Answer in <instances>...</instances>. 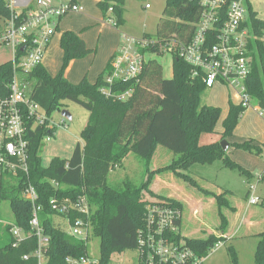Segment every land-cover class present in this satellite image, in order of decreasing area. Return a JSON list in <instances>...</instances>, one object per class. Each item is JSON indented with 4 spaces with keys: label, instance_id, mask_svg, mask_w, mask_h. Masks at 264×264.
Listing matches in <instances>:
<instances>
[{
    "label": "trees",
    "instance_id": "1",
    "mask_svg": "<svg viewBox=\"0 0 264 264\" xmlns=\"http://www.w3.org/2000/svg\"><path fill=\"white\" fill-rule=\"evenodd\" d=\"M96 6L103 20L116 28L123 24L124 0H98ZM246 6V25L252 32L258 33L264 28V20L258 17L247 0ZM200 13L199 0H166L156 28V44H150L141 53L163 55L159 51V44L173 39L178 43H187ZM10 16L6 0H0V21ZM60 48L62 65L57 75L51 76L42 65H38L25 79L32 84L31 99L45 111L49 119L51 112L65 100L75 102L88 111L87 123L80 134L81 142L76 144L70 158H53L45 168L38 153L42 141L45 137L53 136L56 127H36L30 134L27 175L19 174L16 184H4L0 190V199L9 200L14 224L29 231L33 207L20 195L28 185L35 189L38 196L36 204L41 207L39 219L50 240L46 264H66L69 257L87 255L84 242L68 236L53 222L55 212L50 206L52 199L74 200L79 195L87 197L94 209L93 235L100 240L99 261L100 264H109L113 254L136 247L137 232L144 223L145 207L149 204L146 194L183 211L178 201L157 196L150 190L153 178L165 172H171L203 196L214 199L220 218L219 229L224 231L227 221L221 211L224 208L234 211L227 199L230 191L215 194L204 189L189 173L190 167L220 160L224 163L223 167L236 170L247 179L253 178V174L233 163L220 143L199 145V136L214 132L221 118L219 108L200 105V94L206 89L202 77L193 76V68L178 57L175 49L171 52L170 79L163 77V68L158 61L149 59L137 79L116 82L111 86L112 93L132 89L126 101H119L101 92L107 86L105 80L111 72V61L95 83L84 78L78 84H71L64 76L69 64L92 51L71 31L61 34ZM249 49L252 64L245 82L246 91L264 107V44L254 41L249 44ZM22 54L19 48L16 56ZM12 75V62L0 65V94L6 92V85L12 80ZM245 111L243 107L229 103L228 113L222 121L221 140L233 135ZM159 146L168 149L175 158L166 167L151 170L150 164ZM230 147L256 155L264 154V145H255L252 139L230 144ZM130 153L144 160L146 177L143 183L135 186L125 181L121 187L110 186L107 183L108 174L122 165ZM261 207L264 209V203H261ZM0 231L8 236L6 240L0 239V264H38L32 255L37 245L35 237L13 247L9 227H0ZM257 236L254 263L264 264V231ZM226 240L221 234L210 235L205 239L187 238L186 241L196 255L204 259L218 243ZM229 254L231 264H237L233 248H229ZM24 256L29 258L25 260Z\"/></svg>",
    "mask_w": 264,
    "mask_h": 264
},
{
    "label": "built area",
    "instance_id": "2",
    "mask_svg": "<svg viewBox=\"0 0 264 264\" xmlns=\"http://www.w3.org/2000/svg\"><path fill=\"white\" fill-rule=\"evenodd\" d=\"M32 1V8H27V5L25 10L17 11L14 9L15 0H6L11 16L0 21V50L8 49L10 53V58L1 64L13 63L12 80L6 85V92L0 94V190L4 184H16L19 174L27 175L32 131L41 126L55 127L45 111L31 99L32 84L25 78L36 66L42 65L59 20L68 14L83 11L79 3L72 1L58 4L55 0ZM199 5L201 13L193 25L189 41L183 44L173 39L163 45L159 44V51L171 54L176 49L178 57L193 68V76L202 77L206 89L226 87L230 96L238 98L239 106L245 110H254L258 117L264 119V107L256 100L257 107H251L254 99L245 87L252 64L249 44L254 41L264 44V28L254 33L246 25V0H199ZM149 7V4L145 5V8ZM122 39L123 44L111 60V72L105 80L107 86L101 92L107 97L126 101L132 89L112 93L111 86L116 82L139 77L147 62L141 50L156 44V40L146 37L137 41L126 36ZM19 48L24 50L17 57ZM49 139L50 136L45 137V140ZM250 191L249 204H259V197L253 194L256 186H250ZM20 196L33 207L30 230L16 226L14 221L7 223L0 220V226L9 227L13 247L35 237L37 245L32 255L38 264H46L50 240L39 219L41 207L36 204L37 193L28 185ZM50 206L55 212L53 217L59 218L68 230L61 223L55 225L68 236L86 245L94 237V209L85 195H79L74 200L52 199ZM187 238L182 233L181 210L165 201H149L145 207L144 223L137 232L136 247L131 249L136 252L133 264H201L203 259L189 247ZM123 253L113 254L109 264H123L113 260ZM28 258L23 257L25 260ZM128 263L126 260L125 264ZM66 264H100V261L87 254L80 258L69 257Z\"/></svg>",
    "mask_w": 264,
    "mask_h": 264
},
{
    "label": "rangeland",
    "instance_id": "3",
    "mask_svg": "<svg viewBox=\"0 0 264 264\" xmlns=\"http://www.w3.org/2000/svg\"><path fill=\"white\" fill-rule=\"evenodd\" d=\"M247 1L253 10L256 11L258 17L264 20V0ZM165 2L166 0H124V22L115 30L117 37L119 36V46L123 44V36L137 41H141L146 37L147 39L155 38L156 28L162 17ZM88 3L95 10L92 0H88ZM146 4H149L150 7L145 8ZM110 25L111 29L115 27L112 23ZM163 53V55L145 54V58L147 61L150 58L158 61L163 67L164 76L170 78L172 76V56L169 53ZM8 58H10L9 50L1 49L0 64ZM207 94V91H203L200 94L201 106L206 104L207 99H205V96ZM218 97L221 99V94ZM227 101L238 105V98L234 95L227 97ZM251 107H257L255 100L251 101ZM248 111L239 119L237 126L240 125V128L237 134H235L236 126L233 135L226 139L229 144L243 143L245 140L242 138L246 137L242 134L246 132L254 134L252 137L257 139L253 138L254 142L264 143V136L259 137L257 135L259 129L264 131V124L258 120L259 118L252 110L249 109ZM63 112L68 113L70 118L62 115ZM88 115L89 113L84 107L68 100L63 101L58 109L51 112L50 122L55 125L56 130L48 141L44 139L41 143L38 155L43 167H48L53 158H70L74 147L81 141L80 134L87 123ZM62 122L64 124H61ZM221 128L219 121L214 132L202 133L199 136V145L207 146L217 142L220 143L222 141L221 134L218 132L223 130ZM262 143L259 144L261 145ZM227 155L233 163L253 174V178L247 179L236 170L223 167L224 163L220 160H216L211 164H194L189 169V173L204 189L215 193H217L218 189L230 191L228 202L232 208L234 207V211L227 208L222 209L221 212L227 221L224 231L219 229L220 218L216 204L202 203L199 200L201 198L200 193L177 179L171 172L157 175L154 189L158 195L179 197L185 202L182 204V233L184 236L191 239H205L210 235H224L225 231H228V234L231 235V238L223 242L222 245L214 247L208 256L202 260L201 264H231L229 248H233L237 257V264H255L254 253L258 242L257 235L264 231V211H262L263 208L261 207V203H264V154L262 156L256 155L230 147ZM174 158L175 156L172 152L159 146L151 168L156 170L166 167ZM145 177L144 160L134 153H130L122 165L110 171L107 183L112 187H121L123 182L129 181L135 186H140ZM252 185L256 186V191L253 194L258 196L260 200L259 204L256 205L249 204V198L252 194L250 186ZM195 210L198 211L197 215L194 212ZM0 220L13 223V213L8 199L0 200ZM52 220L56 225L61 223L68 230L67 226L59 218L52 217ZM7 237V234H3L0 231V239L6 240ZM87 254L90 258H99L100 240L97 237H91L88 241ZM135 258L136 252L127 250L123 254L115 256L113 260L123 264L128 260V264H133Z\"/></svg>",
    "mask_w": 264,
    "mask_h": 264
},
{
    "label": "crops",
    "instance_id": "4",
    "mask_svg": "<svg viewBox=\"0 0 264 264\" xmlns=\"http://www.w3.org/2000/svg\"><path fill=\"white\" fill-rule=\"evenodd\" d=\"M69 1L79 3L83 7V11L81 13L68 14L59 20V22L57 23V31L54 37L52 38L51 43L42 60V66L47 70V72L51 76L54 77L55 75L58 74V72L60 71L61 65H62V50L60 48V37L63 32L71 31L75 33L84 42L86 48L92 51V53L86 56L85 59L73 60L69 64L68 68L66 69L64 76L67 79V81H69L71 84H78L84 78H86L90 83L93 84L96 82L98 76L105 70L108 63L112 60L113 56L116 55L119 48L121 47L119 46V36L117 37L116 31H115L116 27H113L111 29V25H110L111 23L103 20L102 14L96 6L98 0H92L95 10L91 8V6L88 3V0H55V3L58 4V3H65ZM15 3L16 4H15L14 9L17 11L25 10V6L27 5H28L27 8L28 7L32 8L34 6V3L32 0H15ZM150 59H153V58H150ZM171 69H172V64H171ZM163 77L165 79H170L172 76L170 78H166L164 76V71H163ZM205 91L208 92V94L205 96V99H207V102L205 105L211 106V107H217L221 110L220 124L222 126V121L226 117L228 113V109H229V102L227 101V97L230 96V91L224 86H216L213 89H205ZM220 94H221V99H219L218 97V95ZM200 104L202 105V101H200ZM252 111L254 112V110ZM246 112H249V111L246 110L244 113ZM254 114L258 117V115L255 112ZM258 118H259L258 120L264 124V119L260 117ZM239 128H240V125L237 126L235 134H237V132L239 131ZM222 131L218 133L221 134ZM242 135L246 137V138H242L244 140L253 139V138L256 139V137H252L254 135L252 132H246ZM257 135L259 137H263L264 131L262 129H259V133H257ZM254 143L255 145H260L259 143H262V142H259V143L254 142ZM261 145H264V143H262ZM155 154L152 158V161L155 157ZM152 161H151V164H152ZM151 164H150V169L153 170L151 168ZM156 176L153 178L152 184L150 185V190L155 195L164 197V198H169L172 200H176L181 204L185 203L179 197L178 198L173 197V196L165 197V196L158 195V193L154 189V184L156 181L155 178H157ZM221 192L222 191L218 189L217 193L215 192L213 193L220 194ZM199 195L201 196L199 200H201L202 203L204 202H206V204L215 203L214 199L205 197L202 194H199ZM145 196H146V199H148L149 201L156 200L155 197H151L150 195L146 194ZM262 211H264V209ZM194 212L197 215L198 211L195 210ZM223 237L224 238L226 237V239L229 240L231 238V235L228 234V231H225Z\"/></svg>",
    "mask_w": 264,
    "mask_h": 264
},
{
    "label": "water",
    "instance_id": "5",
    "mask_svg": "<svg viewBox=\"0 0 264 264\" xmlns=\"http://www.w3.org/2000/svg\"><path fill=\"white\" fill-rule=\"evenodd\" d=\"M21 50L23 51L24 48H22ZM62 115H64V116L67 117V118H70L69 114L66 113V112H63ZM220 146H221V148H222V150H223L224 152H227L228 149L230 148V144L227 142V140H222V141L220 142Z\"/></svg>",
    "mask_w": 264,
    "mask_h": 264
}]
</instances>
